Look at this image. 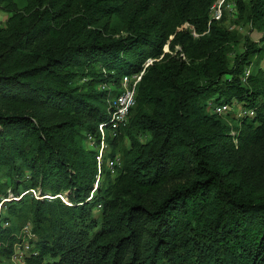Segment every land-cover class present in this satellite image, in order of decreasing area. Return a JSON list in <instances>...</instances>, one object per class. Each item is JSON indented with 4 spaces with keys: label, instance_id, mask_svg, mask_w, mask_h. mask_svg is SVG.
Returning a JSON list of instances; mask_svg holds the SVG:
<instances>
[{
    "label": "trees",
    "instance_id": "trees-1",
    "mask_svg": "<svg viewBox=\"0 0 264 264\" xmlns=\"http://www.w3.org/2000/svg\"><path fill=\"white\" fill-rule=\"evenodd\" d=\"M215 1L0 0V261L27 239L23 264H264V0H230L262 32L239 53ZM233 99L254 115L214 112Z\"/></svg>",
    "mask_w": 264,
    "mask_h": 264
},
{
    "label": "built area",
    "instance_id": "built-area-1",
    "mask_svg": "<svg viewBox=\"0 0 264 264\" xmlns=\"http://www.w3.org/2000/svg\"><path fill=\"white\" fill-rule=\"evenodd\" d=\"M233 10L234 3H232V1L216 0L211 6L210 18L211 20H221L223 16V11L231 13ZM183 27H187V25L185 24L183 25ZM150 61L151 60L148 59L146 62H144L142 69L139 72L123 75L120 82L121 90L116 96L112 98L110 102V107L108 110V119L105 123H101L98 125V130L100 132V145L97 147V159L99 161L102 160L104 153L109 149V144L105 140V135L107 131L110 136H114L116 135V132L120 127H124L128 123L131 109L135 106L137 85L141 80L145 67L149 65ZM248 75L249 69L245 71L243 80H246ZM236 103L237 101L234 99L229 103H220L214 107V112L218 114L229 113L235 108ZM237 115V117L253 116L254 111L252 109H244L242 106V110L238 111ZM117 161L118 156L115 159V162ZM110 163L112 164L113 162ZM25 232L28 236H30L29 228L27 229L25 227ZM23 241L25 242L23 243ZM22 250L26 251V253L30 251V245L27 239H23L20 243L15 246L14 253L11 257H15L18 253H21Z\"/></svg>",
    "mask_w": 264,
    "mask_h": 264
},
{
    "label": "rangeland",
    "instance_id": "rangeland-1",
    "mask_svg": "<svg viewBox=\"0 0 264 264\" xmlns=\"http://www.w3.org/2000/svg\"><path fill=\"white\" fill-rule=\"evenodd\" d=\"M233 1V0H232ZM247 1V0H245ZM18 8H22L24 6V0H15ZM225 18L222 20L221 25L229 30L235 31L237 33V36L239 38V42L233 45V51H236V53L239 52H243L244 51V45L243 42L248 38L251 41L257 42L260 38V36L262 35V32H258L257 30H255L254 28H252L250 26L249 23H247L245 21V19H234L235 16L229 12H225ZM9 14L4 12V11H0V27H5L6 25V20L8 18ZM165 51H167V47L164 48ZM233 57V56H231ZM259 58H256V56L252 57L253 60V64L249 69V73L250 71H254V73L256 74V72L259 70V68L264 69V53H262ZM257 59H259L257 61ZM213 104L210 103L209 104V108H212ZM242 110V105L237 102L236 106L233 110H231L228 113H226L225 115L228 114V117L226 118L229 123L231 125H234V123L236 122V119L238 118L237 116V112ZM142 139H144L142 137ZM36 197V193H33ZM63 200H65V197H62ZM25 241H23L24 243ZM29 255V253H26V251L22 250L21 253H18L15 257H11L9 261H5L3 259H1L0 264H23L24 263V257Z\"/></svg>",
    "mask_w": 264,
    "mask_h": 264
}]
</instances>
